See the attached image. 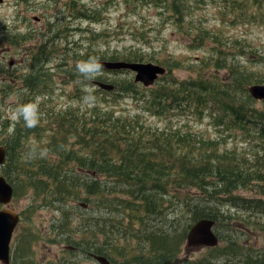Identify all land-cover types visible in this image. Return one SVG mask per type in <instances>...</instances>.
<instances>
[{"label":"rangeland","instance_id":"374dc122","mask_svg":"<svg viewBox=\"0 0 264 264\" xmlns=\"http://www.w3.org/2000/svg\"><path fill=\"white\" fill-rule=\"evenodd\" d=\"M175 1L169 0L171 4ZM180 1L189 10L186 22L181 21V25L173 20L172 11L165 7L164 0L0 2V144H4L7 149L5 163L10 153H13L8 147V142L16 143L15 131L19 129L28 132L30 128L26 125L24 116L18 112L29 104L37 106L38 122L34 126V131L37 132H30L22 142L21 156L26 158L39 153L48 155L46 140L59 122L56 114L51 112L52 109H74L82 113L98 103L106 106L107 110H116L126 128L127 125L137 126L133 132L135 138L141 132L147 133L146 137L151 138L168 130L191 135L193 149L195 154L199 155V160L205 158L199 153L203 149L208 150L209 144L220 153L236 150L242 153L243 157L258 151L264 154V139L257 144L243 128L229 127L227 114L216 107L212 108L210 103L206 108L201 107L198 112L182 113L173 110L160 115L146 109L144 102L150 98V90H144V87H153L157 81L173 83L191 76H201L206 80H216L227 87V81L231 80L233 74L231 68L227 67V37L232 40L230 42L236 50L244 46L239 40L241 39L248 44L247 51H255L248 43L251 41L260 46L259 51L264 52V21L260 20L259 23L251 25L227 22L226 0ZM79 10L90 13V17L79 15ZM202 29L210 31V35H205L203 41L199 36ZM220 35L223 40L219 41L217 38L214 41ZM43 44H47L48 48L47 52L40 56L38 51ZM219 48L226 52L219 54ZM9 55L15 57L16 62L10 64ZM128 57H133L130 59L132 61L161 63L167 70L159 75L155 83L147 86L143 81H136L137 72L132 69L101 66L94 78H86L77 68L79 63L89 59L97 62L106 59L129 60ZM217 57L224 60V65L222 61L215 62ZM251 58V54L235 56L241 63L254 66L249 62ZM218 64L220 66H217ZM96 79L112 83L115 87H101L94 82ZM130 80L142 87L141 94L133 89L120 88V83L127 88ZM100 87L105 92L100 91ZM152 132L156 134L153 135ZM117 141L124 147L129 139ZM69 143L74 145L68 144L69 147L80 148L76 138ZM178 151L179 154L183 153V147L179 146ZM161 154L162 159L164 152ZM55 156L53 154L54 158ZM116 157L122 162L119 153H116ZM142 174L141 172V176ZM166 174L167 172L160 171L158 181L166 180ZM16 176L17 174H13L12 180L8 179L15 184L14 179L18 181ZM100 176L108 179L107 173L102 172ZM113 180V176L108 179L109 182ZM193 191L198 190L193 188ZM240 192L248 195L257 193L254 187L243 188ZM142 201V198L129 192L123 193L117 200L119 205H114L117 210L110 213L102 205L98 208L94 201L89 203L74 200L73 204L77 205L73 209L75 219L72 227H67L66 217L59 205H56V202L45 203L42 198L35 197L32 188H29L19 196L14 195L9 204L20 213L26 214L13 233L11 257L13 259L17 246L29 238L30 253L24 250L28 256L24 264H102L93 255L79 250L80 246L70 242L67 238L69 234L63 232L73 230V238L80 241L87 235L86 230L77 227L84 216L112 214L113 223L118 229L113 230L114 233L109 237L110 243L105 242L107 237L99 230H90L99 246L113 247L112 253L108 254L111 264H154L155 259H149L153 250L150 246L152 235L145 234L155 232L159 239H162L166 238L167 233L164 231L173 233L174 230H170L168 221L159 222L160 219L166 218V215L173 213L169 208L164 209L161 216L151 217L147 210L141 207L137 210L139 218L132 220L130 215L135 213L133 209L136 210V205ZM95 208L97 212L93 210ZM229 208L233 209V214L247 220L246 224H243V230H240L241 241L248 238L249 244L254 248L263 250L264 228L261 229V226L264 224V214L253 215L252 212L230 206H224L221 210L226 215ZM186 221L188 216H184V222ZM218 224L215 227L217 233H220L217 245L189 246L186 237V245L177 253L179 258L173 260V264H183L188 257L219 252L226 254V249L222 247L227 241V236L235 232L227 217H221ZM221 237H225V241ZM89 241L88 237L87 243Z\"/></svg>","mask_w":264,"mask_h":264},{"label":"trees","instance_id":"16d2710c","mask_svg":"<svg viewBox=\"0 0 264 264\" xmlns=\"http://www.w3.org/2000/svg\"><path fill=\"white\" fill-rule=\"evenodd\" d=\"M226 1L227 22L251 25L259 23L260 20L264 21V0ZM164 3L165 7L172 11L175 22L179 25L184 20L186 22L189 15L187 6L180 0H176L173 4L169 0H164ZM78 14H84L83 16L86 17L91 15L81 10ZM205 35H210V31L202 29L199 34L201 41ZM217 38L219 41L223 40L222 35L216 37L214 41ZM239 40L244 45L239 50L231 44L232 40L229 37H227V52L220 48L217 50L219 54L227 53V67L231 68L233 73L231 80L227 81V87L217 83L216 80H206L201 76H191L173 83L157 81L158 83L153 87H144V90H150V98L144 102L146 109H151L153 113L160 115L173 110L182 113L198 112L201 107L206 108L210 103L212 108L216 107L227 114L229 127L243 128L251 140L259 144L260 140L264 139V99L253 97L249 86L264 83V71H262L264 52L259 51L260 46L251 41L248 43L255 51H247L248 44ZM47 48V44L40 46L38 51L40 56L47 52ZM249 54L252 55L249 62L254 66L235 59V56ZM221 57H217L215 62H221ZM120 84L122 89H133L141 94L142 87L137 82L130 80L127 88ZM102 90L105 92L100 87V91ZM89 109L82 113L74 109L51 110L59 118V122L46 140L47 156L42 153L30 158L21 156L22 142L26 139V135L34 131V127H30L28 132L19 129L15 131L16 143L8 142V147L13 153H10L8 161L2 166V172L9 179L12 180V175L17 174L18 181L14 179L15 184L13 183L15 196L32 188L34 196L38 199L42 198L45 203L56 202L66 217L67 227H72L75 219L73 209L77 205L73 204L74 200L79 202L84 200L89 203L94 201L98 208L102 205L111 213L117 210L114 205H119L117 200L121 195L129 192L144 200L136 205V210L133 209L135 213L130 215L132 220L139 218L137 210L141 207L146 209L151 217H159L164 209L170 208L173 214L166 215V218L160 219L159 222L168 221L170 230H174L173 233L164 231L167 234L166 238L162 239H159V235L155 232L145 234L152 235L150 246L153 250L149 259L154 258V264H173V260L179 258L177 253L186 245L187 231L196 220L211 217L216 220L218 226L221 217H227L235 234L227 236V241L222 247L226 249V254L219 252L194 258L188 257L183 264H264V249L258 251L249 244L248 238L241 241L240 230H243L242 227L247 220L233 214L231 208L226 212L227 216L221 210L224 206H230L252 212L253 215L264 214V154L258 151L243 157L242 153L236 150L220 153L212 149L209 144L208 150L203 149L199 153L205 158L199 160V155L195 154L193 149L191 135L168 130L162 135H154L156 133L152 132L154 136L151 138L146 137L147 133L141 132L135 138L133 132L137 126L127 125L126 128L116 110H107L106 106L99 103ZM141 125L147 128L144 124ZM73 138L78 139L80 148L68 146V144L74 146L69 143ZM117 139L121 141L129 139V142L123 147ZM179 146L183 147V153L179 154ZM158 150L164 152L162 159V154ZM116 153H119L122 162L121 159H117ZM160 171L167 172L166 180L158 181ZM102 172L107 173L108 179L113 176V182L102 178L100 176ZM116 173L118 174L114 176ZM248 187H254L257 193L248 195L240 192L241 189ZM193 188L198 191H193ZM93 210L97 212L96 208ZM25 215L21 213V220ZM184 216H188V221L184 222ZM112 217V214L84 216L77 227L86 230L87 235L80 241L73 238V230L63 233L69 234L68 240L80 246L79 250H83L85 254H107L110 258L108 254L112 253L113 247L99 246L90 230H99L106 235L105 242L110 243L109 237L114 233L115 228L118 229ZM263 228L264 224L261 226V229ZM88 237L90 241L87 243ZM221 239L225 241L226 238L221 237ZM30 241L27 238L17 246L13 264L25 263L28 256L24 250L30 253Z\"/></svg>","mask_w":264,"mask_h":264},{"label":"water","instance_id":"95a60500","mask_svg":"<svg viewBox=\"0 0 264 264\" xmlns=\"http://www.w3.org/2000/svg\"><path fill=\"white\" fill-rule=\"evenodd\" d=\"M4 0H0L3 2ZM101 66L107 68H127L137 72L136 81H143L145 85L155 83L160 74L166 72L167 68L161 63L154 61H132V60H102L97 61ZM95 83L106 89H113L112 83H106L99 79ZM251 94L255 98L264 99V84L255 83L249 86ZM6 146L0 144V166L5 163ZM14 195V185L5 174H0V264H11V241L15 228L17 227L21 215L20 212L9 206ZM216 220L211 217H202L195 221L187 232L188 245H208L215 246L220 241V236L215 230ZM102 264H110L106 255L93 254Z\"/></svg>","mask_w":264,"mask_h":264},{"label":"clouds","instance_id":"9594fccd","mask_svg":"<svg viewBox=\"0 0 264 264\" xmlns=\"http://www.w3.org/2000/svg\"><path fill=\"white\" fill-rule=\"evenodd\" d=\"M78 71L85 75L86 78H94L100 71L101 65L95 60H89L77 65ZM19 114L24 116L26 125L34 127L38 122L37 106L29 104L18 110Z\"/></svg>","mask_w":264,"mask_h":264},{"label":"flooded vegetation","instance_id":"af4514ba","mask_svg":"<svg viewBox=\"0 0 264 264\" xmlns=\"http://www.w3.org/2000/svg\"><path fill=\"white\" fill-rule=\"evenodd\" d=\"M4 51H7V49H4ZM1 52H3V51H1ZM10 56V59H9V63L10 64H13V62H16V58L15 57H13L12 55H9ZM5 77H7V75L5 76ZM31 86V85H30ZM8 90V89H7ZM22 90V89H21ZM23 91V90H22ZM91 255H93L94 253H90Z\"/></svg>","mask_w":264,"mask_h":264},{"label":"bare ground","instance_id":"6f19581e","mask_svg":"<svg viewBox=\"0 0 264 264\" xmlns=\"http://www.w3.org/2000/svg\"><path fill=\"white\" fill-rule=\"evenodd\" d=\"M102 255H104V254H102Z\"/></svg>","mask_w":264,"mask_h":264}]
</instances>
